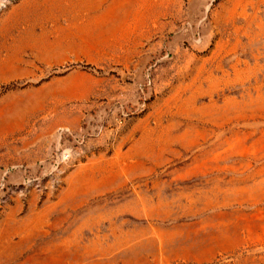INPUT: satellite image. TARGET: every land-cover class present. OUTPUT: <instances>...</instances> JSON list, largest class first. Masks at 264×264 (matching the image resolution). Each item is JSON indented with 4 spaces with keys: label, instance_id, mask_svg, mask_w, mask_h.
Here are the masks:
<instances>
[{
    "label": "rangeland",
    "instance_id": "1",
    "mask_svg": "<svg viewBox=\"0 0 264 264\" xmlns=\"http://www.w3.org/2000/svg\"><path fill=\"white\" fill-rule=\"evenodd\" d=\"M0 264H264V0H0Z\"/></svg>",
    "mask_w": 264,
    "mask_h": 264
},
{
    "label": "built area",
    "instance_id": "2",
    "mask_svg": "<svg viewBox=\"0 0 264 264\" xmlns=\"http://www.w3.org/2000/svg\"><path fill=\"white\" fill-rule=\"evenodd\" d=\"M68 153H69V151L67 150V152H66L67 157H68Z\"/></svg>",
    "mask_w": 264,
    "mask_h": 264
},
{
    "label": "bare ground",
    "instance_id": "3",
    "mask_svg": "<svg viewBox=\"0 0 264 264\" xmlns=\"http://www.w3.org/2000/svg\"><path fill=\"white\" fill-rule=\"evenodd\" d=\"M59 30V29H58Z\"/></svg>",
    "mask_w": 264,
    "mask_h": 264
}]
</instances>
